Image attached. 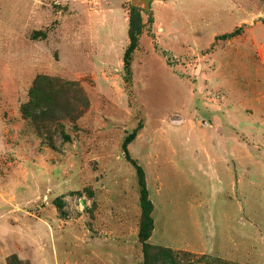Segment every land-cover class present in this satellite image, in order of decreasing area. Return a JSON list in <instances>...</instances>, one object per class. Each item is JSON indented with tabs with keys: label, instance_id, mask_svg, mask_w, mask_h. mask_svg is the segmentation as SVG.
<instances>
[{
	"label": "rangeland",
	"instance_id": "rangeland-1",
	"mask_svg": "<svg viewBox=\"0 0 264 264\" xmlns=\"http://www.w3.org/2000/svg\"><path fill=\"white\" fill-rule=\"evenodd\" d=\"M131 4L0 0V264H264V0L135 3L127 84Z\"/></svg>",
	"mask_w": 264,
	"mask_h": 264
},
{
	"label": "trees",
	"instance_id": "trees-1",
	"mask_svg": "<svg viewBox=\"0 0 264 264\" xmlns=\"http://www.w3.org/2000/svg\"><path fill=\"white\" fill-rule=\"evenodd\" d=\"M151 22V18L148 19ZM144 23L142 21V17L140 14V9L134 5H130L129 15H128V27H127V37L128 44L123 53V71H124V80L127 84H129L130 79L132 78L131 71V62L133 58V53L138 46V41L143 33ZM238 33V29L229 33H223L221 35L216 36V39H227L233 37ZM141 128V124L138 123L137 127H135L130 133H128L121 144V149L124 155L125 160H127L135 170L136 180L138 184V192H139V203L141 208L142 220L140 224L139 237L144 241L148 238L149 232L153 226V218L151 216V212L153 210V204L148 197V189L145 180V173L142 166L138 163V161L130 155L128 151L129 143L135 138L137 131ZM145 262L143 264H149L148 258V245L147 243L143 244ZM173 262V261H172ZM166 264V263H164Z\"/></svg>",
	"mask_w": 264,
	"mask_h": 264
},
{
	"label": "water",
	"instance_id": "water-1",
	"mask_svg": "<svg viewBox=\"0 0 264 264\" xmlns=\"http://www.w3.org/2000/svg\"><path fill=\"white\" fill-rule=\"evenodd\" d=\"M131 1L133 2L134 6H136L135 3H140L143 5L145 9L149 8L150 2H151V0H131Z\"/></svg>",
	"mask_w": 264,
	"mask_h": 264
},
{
	"label": "crops",
	"instance_id": "crops-1",
	"mask_svg": "<svg viewBox=\"0 0 264 264\" xmlns=\"http://www.w3.org/2000/svg\"><path fill=\"white\" fill-rule=\"evenodd\" d=\"M127 27H128V24H127ZM142 35V34H141Z\"/></svg>",
	"mask_w": 264,
	"mask_h": 264
}]
</instances>
